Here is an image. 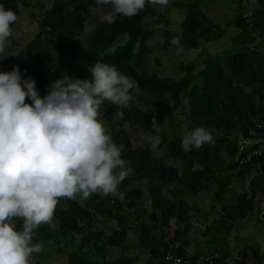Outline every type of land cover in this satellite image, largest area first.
I'll return each mask as SVG.
<instances>
[{
    "label": "trees",
    "instance_id": "16d2710c",
    "mask_svg": "<svg viewBox=\"0 0 264 264\" xmlns=\"http://www.w3.org/2000/svg\"><path fill=\"white\" fill-rule=\"evenodd\" d=\"M257 1L261 6L254 11L252 23L243 18L235 23L241 32L233 38V43L241 49L230 59L228 75H224L219 64L211 61L207 62L205 70L198 77L194 74L193 64L182 65L181 69L186 75L181 80L141 73L137 66L140 67L154 51V47L149 44L152 34L145 28L144 20L151 15L152 18H157L156 26H160L164 24L162 19H165V16L153 14L148 4L135 17L119 15L114 23H108L107 19L98 23L89 37L87 55L83 57L80 37L85 31L88 18L92 16L89 8L98 6L96 0H56L54 6L38 19L35 38L19 52L17 59L11 64V71L14 66H18L23 79L35 80L41 97L47 95L53 84L49 67L56 59L59 60L61 70L66 67L73 72L70 71L68 81L74 78L88 79L85 63L93 66L99 61L115 65L122 74L139 84V90H133L132 94L144 91L158 97V101L152 100V97L149 100L141 98L145 104L158 103L177 110L183 109V101L188 99L190 120L198 127L221 134L213 143H205L200 149L188 152L182 150L181 141L168 140L164 136L160 137L161 144L155 152L150 150L151 144L145 149L135 150L125 133L124 123L130 122L140 126L145 132H152V119L149 114L136 108H123L125 117L118 123L121 130L112 139L117 145L124 146L122 159L134 172L117 188L125 189L136 182H147L152 212L137 210L142 205L143 193L140 188L126 190L124 205L136 209L133 214L136 224L131 230L136 232L138 244L149 252L156 264H170L166 261L170 250V245L165 241L167 238L174 246L179 244L178 248L173 247V255L189 259L192 264H264V254L253 246L239 248L233 259H230L229 251L221 253L220 257L217 252L219 249L211 247H208L206 254L196 252L190 255V241L186 231L178 227L172 235L170 230L172 219H176L178 224L190 222L189 206L184 199L174 201L162 194V188L175 185L187 189L192 196H197L203 191L211 190V184L218 173H225L216 181L220 185L219 191L215 192L218 199L235 179L249 180L252 185L251 193L260 191L264 196V157H253L242 163L254 148L249 146L241 152L239 144L240 139L250 138V130L256 129L264 115V53L261 51L264 48V0ZM0 4L19 15L18 0H0ZM23 4L25 7L30 6L28 0L23 1ZM176 7L188 10L180 38V45L186 50L198 49L202 42H211L222 35L218 26L208 21L199 10L197 0L190 4H177ZM15 24L11 27L14 28ZM250 26L253 31L260 33V39L249 29ZM121 36H127V42L115 46ZM165 36L168 37V46L171 45L170 41L174 36ZM77 66L80 67L78 76ZM199 77L203 79L201 86L197 84ZM164 148L168 151L166 158L179 161L180 166H168L166 160L156 158V153ZM224 153L227 154L228 161L223 159ZM251 193H235L233 205L223 207L224 217L214 227L217 231L226 229L230 233L238 221L245 220L254 211L255 197ZM92 201L91 205L84 207L76 200L61 199L55 210L54 226L41 225L36 233L44 243L54 241L57 246L73 242L75 235L81 236L78 251L68 255V264H137L136 259L126 256L115 261L108 260L114 250L127 248L125 244L128 229L124 225L109 234L95 230L97 214L114 219L113 209L123 210V205L116 203L112 206L115 201L110 198L104 200L96 197ZM65 207L67 211L64 210ZM14 223L22 226L23 221L18 218ZM120 223L123 224V221L120 220ZM212 244L214 241L209 240V246ZM92 245L97 250L94 261L90 260L87 250Z\"/></svg>",
    "mask_w": 264,
    "mask_h": 264
},
{
    "label": "clouds",
    "instance_id": "9594fccd",
    "mask_svg": "<svg viewBox=\"0 0 264 264\" xmlns=\"http://www.w3.org/2000/svg\"><path fill=\"white\" fill-rule=\"evenodd\" d=\"M168 3L96 0V5H111L108 23L119 15L135 17L146 4L167 7ZM89 11L95 13L97 8ZM17 20L13 10L0 4V54L11 46V25ZM170 43L180 50L179 36ZM88 70L91 79L61 78L44 97L34 79L22 78L18 66L0 72V264H34L33 254L44 251L42 243H33L36 230L54 226L61 199L114 194L134 172L122 159L124 146L113 142L99 115L104 101L128 107L139 84L115 65L98 61ZM213 142L210 131L196 127L183 136L181 148L188 152ZM160 144L159 137L153 138L150 150L157 151ZM18 218L23 221L19 230L14 223Z\"/></svg>",
    "mask_w": 264,
    "mask_h": 264
},
{
    "label": "rangeland",
    "instance_id": "374dc122",
    "mask_svg": "<svg viewBox=\"0 0 264 264\" xmlns=\"http://www.w3.org/2000/svg\"><path fill=\"white\" fill-rule=\"evenodd\" d=\"M25 0H18V20L13 28V35L9 38L11 46L6 48L4 54H0V72H10L11 64L17 59L19 52H21L25 46L35 38L38 33V19L43 13L54 6L56 0H28L29 7H25L23 4ZM199 10L204 13L205 18L208 21L214 23L222 31V35L211 42H202L198 49L186 50L183 46H177L167 44V38L169 36L182 37L183 28L182 24L188 15V10L179 9L177 4H190L194 0H169L167 7L161 5L148 4L153 14L159 16H165L162 21L164 27L160 28L156 26L155 21L157 18H152L151 15L144 20V26L152 34L150 44L154 47L152 54L146 57L140 67L137 69L142 73L157 75L160 77H169L175 80H181L186 73L181 69V66L194 65V74L197 77L200 72L205 70L207 62L219 64L223 68L224 75L230 74L229 61L234 54H236L241 47L236 46L233 43V38L237 36L241 30L235 24L239 18L245 19L250 24L252 23L251 17L256 9L260 8V3L257 0H247L241 2L240 0H197ZM97 11L92 13V16L88 18L85 31L80 37L82 42V56L86 57L87 47L89 44V37L92 34L93 29L99 23L101 24L106 20V14L111 11V5H98ZM98 24V25H99ZM253 31V28H249ZM253 34L260 39V33L253 31ZM128 40L127 36H121L117 39L115 46L125 44ZM264 53V48L261 49ZM136 66V64L134 63ZM92 65L85 63L84 68L87 70ZM50 72L53 83L62 78L63 81L70 80L71 70L69 68L60 69L59 60H55L50 65ZM71 71V72H70ZM76 75L80 73V67L76 68ZM73 73V72H72ZM88 79H91V73L87 72ZM70 82V81H68ZM198 85H203L202 77L197 80ZM201 88V87H200ZM36 90L38 87L36 85ZM39 95L41 93L38 91ZM134 100L130 102L128 108H136L144 114H149L152 119V132H145L140 126L132 125L130 122L124 123L125 133L130 140L132 147L137 149H145L151 144V141L155 137L164 136L168 140L182 141L183 136L195 129V123L190 120V104L189 100L183 101V109L179 108L174 110L172 106L159 105L158 103L145 104L141 98L158 101L157 96H153L148 92H136L133 93ZM27 103L30 100L26 101ZM123 108L117 107L111 104L109 101H104L100 108L99 119L104 121L108 134L112 137L116 132L121 130L119 122L125 117ZM122 113V115H121ZM213 135V141H215L221 134L215 130H208ZM239 144L242 145L240 139ZM241 147V146H240ZM168 151L166 148L159 150L156 153L157 159L166 160L165 163L168 166H180L179 161L167 159ZM225 161H228L227 154H222ZM225 173H218L215 180L211 184V190L203 191L197 196H192L183 187H177L170 185L162 188V194L167 198L177 201V199H184L189 206L190 222L177 223L176 219L171 220V234L175 232L176 228H181L186 231L189 238L190 245L188 252L190 255H194L196 252L206 254L208 247L213 249H219L218 256L221 257V253L229 251L231 254L230 259L236 257L237 250L239 248H245L246 246L258 247L261 253L264 254V196L261 192L251 193L252 185L247 181H239L235 179L233 183L225 188V192L221 195L220 199L215 197V192L219 191L220 185L216 182L221 179ZM132 188H140L143 193L142 205L137 207V210L143 212H152L150 198L151 195L148 190V184L146 181L133 183L129 188H117L114 194L107 196L101 194H93L89 199H81L78 195L75 199L82 206L91 205L92 200L96 197H101L106 200L108 198L121 203L123 210H114V219L109 218L107 215L97 214L95 221V230L106 231L108 234L112 230L120 229V225H124L128 229V239L125 244L126 249H118L112 252V255L108 257L109 261H115L121 256L131 257L136 259L137 264H156L150 258L149 252L140 247L138 244V236L135 234L132 227L136 224V217L133 215L136 209H130L125 203V192ZM251 193L255 198L254 211L249 214L245 220L238 221L232 231L229 233L226 229L223 231H217L214 227L216 222L223 219V207L232 206L235 201V193ZM123 221V224L120 223ZM148 224V223H147ZM190 225V226H189ZM17 229H21L22 226L16 224ZM211 227V228H210ZM209 232V233H208ZM75 240L69 244L63 243L61 246H57L56 243L46 242L44 243L39 237V234L35 235V243H42L44 245V251L42 253L33 254L34 264H68V255L73 251H78L81 236L75 235ZM212 238V239H211ZM209 240H213L214 244L209 246ZM220 247V248H219ZM90 253V260L96 259L97 250L92 245L87 249ZM86 250V251H87ZM215 251V250H213ZM231 261V260H230Z\"/></svg>",
    "mask_w": 264,
    "mask_h": 264
},
{
    "label": "built area",
    "instance_id": "2783aa9c",
    "mask_svg": "<svg viewBox=\"0 0 264 264\" xmlns=\"http://www.w3.org/2000/svg\"><path fill=\"white\" fill-rule=\"evenodd\" d=\"M242 1L246 2L247 0ZM249 136L250 138L248 140L241 139L243 144L240 145V151H245L246 147L249 146H253L254 149L248 152L247 156L242 160V163L250 161L253 157H264V115L262 119L257 123L256 129L250 130ZM165 241L170 245V250L166 255L167 262H169L170 264H192L189 259L173 255V247L178 248L179 244H176L174 246L168 238Z\"/></svg>",
    "mask_w": 264,
    "mask_h": 264
}]
</instances>
